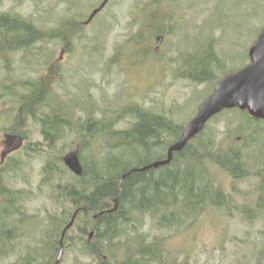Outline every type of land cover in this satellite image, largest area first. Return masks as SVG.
<instances>
[{"label": "trees", "instance_id": "obj_1", "mask_svg": "<svg viewBox=\"0 0 264 264\" xmlns=\"http://www.w3.org/2000/svg\"><path fill=\"white\" fill-rule=\"evenodd\" d=\"M164 1L169 0L160 2ZM18 15H0V61L5 63L0 67V135L21 136L24 143L25 139L30 142L24 145L23 152H17L22 160L10 154L0 161V262L15 256V264H55L62 247L64 257L76 241L81 244V256L91 257L92 264H195L188 254L174 250L172 238L208 211L233 216L234 196L225 192L213 171H223L233 180L249 179V160L254 151L247 150L258 146L257 137L263 131L255 126L264 120L238 108L223 110L182 151L174 153L169 165L136 171L165 160L168 148L184 126L136 103L111 112L96 110L95 102L91 105L87 99H72L66 91L67 96L60 94L51 85L59 81L46 77L47 69L41 70L37 78L11 81L10 54L22 52L27 56L33 50L32 60L37 61L41 57L40 49L35 50L37 44H64L83 30L81 24L73 23L74 16L57 26L41 28ZM150 26L144 25V34L150 33ZM221 70L222 60L210 47L182 59L175 78L196 84L213 83L215 88L222 79L216 77ZM227 74L223 73V77ZM84 111L85 116L80 117ZM96 112L101 116L97 117ZM228 113L233 115L228 127L239 119L240 128L231 126L218 138L209 124ZM124 117L134 121L129 128L117 129ZM33 122L38 123L42 135L37 142L20 130L21 125ZM72 134L77 137L84 168L80 177L66 168L64 154L58 152L61 140ZM29 153L28 158L45 159L37 191L45 194L54 208L46 209L41 224L36 215L28 213L33 193L12 186L25 171L23 157ZM254 176L261 179L256 188L257 209L239 212L249 221L258 219L255 211L264 209V170L256 171ZM71 221L73 225L68 228ZM90 232L94 233L91 240Z\"/></svg>", "mask_w": 264, "mask_h": 264}, {"label": "rangeland", "instance_id": "obj_2", "mask_svg": "<svg viewBox=\"0 0 264 264\" xmlns=\"http://www.w3.org/2000/svg\"><path fill=\"white\" fill-rule=\"evenodd\" d=\"M103 1L0 0V15L19 14L41 28L57 26L61 20L74 16L73 23L83 27L64 44L62 41L37 44L35 50L40 49L41 54L37 61L32 60L33 50L27 56L22 52L10 54L11 81L37 78L41 70L47 69L44 71L46 77L59 81L51 85L60 94H71L72 99L80 102L87 99L91 105L95 102L96 110L111 112L136 103L186 127L214 87L213 83L196 84L175 78L182 59L211 47L224 66L216 77H223V73H232L249 64L250 47L264 28V0H169L162 3V0H111L105 5L107 10L104 11V7L88 22ZM75 3H79L78 8ZM144 25H151L150 33H143ZM158 31L162 33L157 34ZM138 34L141 35L139 39ZM160 34L164 38L155 49L156 36ZM4 66V61H0V67ZM84 113L86 111L80 112V117L85 116ZM96 116L100 117L101 113L96 112ZM232 118L231 113L224 114L212 121L209 129L222 138L227 129L238 126L239 119H235L228 127ZM133 121L132 117H124L117 129L129 128ZM255 127L262 129L263 134L257 137L258 146L247 150L249 153L254 151L249 160V179L233 180L223 171H213L225 192L234 196L233 216L208 211L187 230L186 227L178 230L183 232L176 236L177 230L172 233L174 250L188 254L195 264H264V209L255 211L258 216L255 221L246 220L239 213L257 209L256 188L261 179L254 173L264 170V123ZM20 130L27 132L33 142L42 139L37 122L23 124ZM5 135H0V161L4 160L2 153L9 144H15L13 136L8 139ZM75 140L77 137L73 134L62 139L58 152L65 157L69 145L76 147ZM29 142L27 139L25 143L19 141L11 156L20 159L17 152H23L24 145ZM64 148L68 150L64 152ZM31 154L23 157L26 159L25 171L19 179L12 181V186L33 193L35 197L28 203V213L36 215L41 224L45 221L46 209L54 208L47 196L39 195L37 191L45 159L28 158ZM30 227L34 228V225ZM37 233L41 234L40 228ZM37 236L36 240L39 239ZM80 247V243L73 241L61 264H92L91 257L81 256ZM16 260L17 257L11 256L0 264H15Z\"/></svg>", "mask_w": 264, "mask_h": 264}, {"label": "water", "instance_id": "obj_3", "mask_svg": "<svg viewBox=\"0 0 264 264\" xmlns=\"http://www.w3.org/2000/svg\"><path fill=\"white\" fill-rule=\"evenodd\" d=\"M109 0H105L101 7L96 9L90 16L89 21L99 13ZM163 41L162 36L157 37V48ZM251 64L245 68L225 76L216 86L214 92L207 97L199 106L197 115L188 123L181 136L170 145L167 159L155 161L152 164L135 169L143 172L150 168H159L168 165L173 160L174 153L182 151L195 136L200 134L207 122L224 109L238 107L247 110L249 114L257 119H264V29L260 32L257 40L249 51ZM21 137L15 138V144L10 145L4 155L13 151L21 141ZM80 149L77 147L67 153L64 157L65 165L77 176H82L84 169L80 161ZM125 174L122 178L126 177ZM73 225V221L68 228ZM64 234V233H63ZM91 232L89 238L93 237ZM62 243V242H61ZM64 247H62L56 264H60Z\"/></svg>", "mask_w": 264, "mask_h": 264}, {"label": "flooded vegetation", "instance_id": "obj_4", "mask_svg": "<svg viewBox=\"0 0 264 264\" xmlns=\"http://www.w3.org/2000/svg\"><path fill=\"white\" fill-rule=\"evenodd\" d=\"M110 1H111V0H110ZM110 1H109V2H110ZM75 7L78 8V7H79V3H75ZM97 7H98V6H97ZM107 9H108V7H105L104 11L107 10Z\"/></svg>", "mask_w": 264, "mask_h": 264}]
</instances>
